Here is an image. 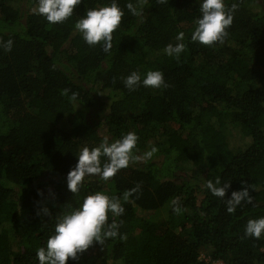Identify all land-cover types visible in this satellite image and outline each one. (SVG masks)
<instances>
[{
	"label": "trees",
	"instance_id": "trees-1",
	"mask_svg": "<svg viewBox=\"0 0 264 264\" xmlns=\"http://www.w3.org/2000/svg\"><path fill=\"white\" fill-rule=\"evenodd\" d=\"M111 2L82 0L50 24L38 0H0V264H39L37 249L58 220L96 191L123 205L106 221L118 234L67 264H264V233L245 235L248 220L264 217V0H225L238 8L224 42L212 45L191 40L199 0H116L124 15L105 52L75 22ZM179 32L184 50L167 55ZM150 70L167 87L124 85L131 72L142 80ZM223 126L240 133L239 147ZM129 131L138 136L135 154L158 148L152 159L68 189L84 146ZM217 178L230 183L223 198L204 186ZM243 187L251 202L228 212L227 198Z\"/></svg>",
	"mask_w": 264,
	"mask_h": 264
},
{
	"label": "clouds",
	"instance_id": "clouds-1",
	"mask_svg": "<svg viewBox=\"0 0 264 264\" xmlns=\"http://www.w3.org/2000/svg\"><path fill=\"white\" fill-rule=\"evenodd\" d=\"M81 2L82 0H38L36 12L44 16L50 24L62 23L73 15L74 8ZM164 2L166 0H158V3ZM126 7L133 15H141L142 9H138L132 2H128ZM237 8L238 4L235 2L227 6L225 0H199L201 15L196 20L191 40L205 45L223 43ZM123 15L124 12L116 0H112L110 4L87 9L85 15L76 20L75 28L87 44L91 46L99 42L103 50L109 52L112 47L113 31L120 24ZM183 37V32L177 33L178 43L166 46L167 55L179 56L185 47L184 43L180 42ZM2 46L5 51H10L12 41L8 40ZM141 84L152 88L167 87L163 73L159 70L148 71L142 80L136 71L124 78V85L129 90H134ZM67 91L64 90L65 93ZM69 99L75 102L77 94L73 92ZM137 141V134L129 131L120 139L110 141L109 136L105 135L99 146L92 148L84 146L77 155L75 166L67 173L68 189L76 193L87 176L97 175L107 180L121 168H126L130 162H147L152 159L158 148L153 146L150 150L137 155L134 151ZM204 186L214 196L223 198L230 183L221 185L220 179L217 178L215 183L208 180ZM133 191L136 189L130 190ZM244 200L251 202L248 187L232 191L231 197L226 200L227 211L233 212ZM172 203L176 206L175 211H181L176 199ZM124 211L117 197H109L102 191L90 193L84 197L78 207L62 215L55 225L54 234L47 239L46 246L37 249L36 258L39 264H67L70 258L76 259L78 254L88 249L93 242L102 244L104 239L116 237L119 225L115 221L106 224V221L109 213L112 216H119ZM262 233H264V217L248 220L245 235L260 238Z\"/></svg>",
	"mask_w": 264,
	"mask_h": 264
},
{
	"label": "rangeland",
	"instance_id": "rangeland-1",
	"mask_svg": "<svg viewBox=\"0 0 264 264\" xmlns=\"http://www.w3.org/2000/svg\"><path fill=\"white\" fill-rule=\"evenodd\" d=\"M222 131L226 134H228L232 138V142L235 144V147H239V143L241 142V136L240 133L234 132V130L230 126H223ZM161 141L166 144V138H162ZM202 258H204L206 261H210V257L205 256L204 253H202ZM210 264H223L221 261H210Z\"/></svg>",
	"mask_w": 264,
	"mask_h": 264
}]
</instances>
